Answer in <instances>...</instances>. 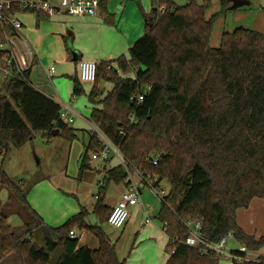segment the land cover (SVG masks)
<instances>
[{
  "label": "trees",
  "instance_id": "16d2710c",
  "mask_svg": "<svg viewBox=\"0 0 264 264\" xmlns=\"http://www.w3.org/2000/svg\"><path fill=\"white\" fill-rule=\"evenodd\" d=\"M209 7L210 0H188L185 6L156 0L150 14H144L145 33L129 49V57L99 63L88 96L93 105H102L93 109L91 122L120 150L127 167L106 172L93 213L101 224L108 223L113 209L105 204L108 187H128L130 173L157 178L156 186L168 182L171 190L157 216L169 237L167 264H220L216 254L186 245L189 222H200L201 235L211 242L232 232L249 250L264 249V237L247 234L237 222L239 210L264 199V35L238 28L223 34L220 46L213 48L214 23L231 11V2L221 0V12L211 19ZM6 34L13 32L0 23V43ZM8 58L9 53L0 50L1 66ZM131 72L134 79L122 77ZM28 74L27 80L3 83L0 157L32 143L40 132L48 142L55 137L77 139L61 117V105L35 89ZM72 80L74 94L83 96L81 80ZM103 82L113 89L101 100ZM102 149L92 132L81 171L91 169V153ZM0 184L32 217L25 232L17 235L7 216L0 215V263L13 254L19 264H52V255L59 252L55 264H125L104 230L88 223L87 210L50 228L30 205L23 183L14 182L3 165ZM36 230L43 232L41 247L32 240ZM76 231L90 233L98 248L82 246L79 236H71Z\"/></svg>",
  "mask_w": 264,
  "mask_h": 264
},
{
  "label": "rangeland",
  "instance_id": "374dc122",
  "mask_svg": "<svg viewBox=\"0 0 264 264\" xmlns=\"http://www.w3.org/2000/svg\"><path fill=\"white\" fill-rule=\"evenodd\" d=\"M110 1L112 2V0ZM173 1L177 6H185L188 2V0ZM130 3L136 4V8L142 12L144 30L143 34L140 35L141 38L146 28L145 16L143 15V4H140V0H130ZM153 6H155V4H153ZM144 7L147 11L150 10V2L147 1ZM221 10V0H210L207 18L211 19L214 15L219 14ZM234 12L235 11H229L216 19L213 27V35L211 37L212 47H219L223 34L232 33L236 28L240 27L241 24L245 23L243 19L238 18V16L235 17ZM128 54L129 50L126 55L122 56L129 57ZM117 57L120 56L118 55ZM1 67L0 65V92L3 91L2 85L3 82H5ZM122 77L134 79L135 73L131 72V74L123 75ZM86 86L90 87L91 85L86 84ZM108 89L111 90L112 86ZM87 98L88 97L85 96L79 98L80 103L76 106L82 109V115L91 120L92 110L95 105ZM71 110L74 121L77 122L80 116H76L74 108L71 107ZM79 119L81 120V118ZM69 125L72 128H78L76 127V125H78L77 123H69ZM92 128H94V124L87 123L86 127L82 129L83 131H79L80 134L78 139H75L73 142L67 141L63 137H55L51 142H48L43 133H37L32 143L27 144L21 149L11 148L6 155L1 156L0 165H3L6 173L14 182L19 184L23 183L22 189L28 196L29 202L35 208L37 207L36 209L39 207L41 216L48 227H60L81 209H85L89 212L87 216L88 223L93 226H100L109 236L112 243L117 247L120 260H128L131 257L130 253L134 249V242L131 238L126 239V237H124L125 229L122 228L118 230L108 223L101 224L93 213L94 207L98 203L100 187L104 183L106 168L113 169L118 166H123L127 170V167L120 158L111 154L107 162L91 159V169H86L84 172L81 171L82 159L86 152L85 144H87V135L92 131ZM130 175L133 176L134 181L137 180L135 178V173H130ZM146 180L149 182V179ZM124 187H126V185L123 183L119 185L112 183L109 185L108 193L105 196L107 205H113V201L115 202V199H117L119 190ZM160 189L164 190V196L168 195L171 190L168 182H162L160 184ZM143 192V195L141 194L140 203L142 202V204L150 208L148 216H145V219H149L152 227H159L161 223L157 219V216L162 206L161 197L156 195L146 183L144 184ZM251 206L250 211V208L241 211L242 214L243 212H248V215L241 217V214L239 216V221L244 220L243 222L246 223L245 226L248 227L250 231L253 230V234L255 233V229H257L258 232L256 236H258V238H261V236L264 237V199L255 200ZM76 207L79 209L76 210ZM0 215L7 216L8 223L17 235L22 234L25 231L26 224L32 221V217L25 207L13 197L9 189L1 184ZM85 235L91 236L87 231H79V236L83 237ZM32 240L38 247H41L43 245V232L41 230H36ZM237 246L236 242H230V248L236 249ZM261 251L264 253V250ZM59 255V252L52 255V264H55ZM0 264H19V262L15 255L11 254ZM220 264L233 263L226 258H221Z\"/></svg>",
  "mask_w": 264,
  "mask_h": 264
},
{
  "label": "crops",
  "instance_id": "0c3cea01",
  "mask_svg": "<svg viewBox=\"0 0 264 264\" xmlns=\"http://www.w3.org/2000/svg\"><path fill=\"white\" fill-rule=\"evenodd\" d=\"M147 1L151 4V9L148 11L144 7ZM229 1L231 2V12L235 11L234 16H238V18L243 19V22H245L238 28L250 29L264 35V0H240L247 2V4L236 9L232 8L234 0ZM129 3L130 0H112V2L105 0L104 9H101L96 17L55 15L45 17L44 19L35 14H21L19 16V19L23 23L21 35L27 40L35 54L33 65L28 74L29 82L35 89L53 99L61 107L64 104L74 108L76 116H80L79 118H81L80 120L77 117L78 121L75 122L73 120L72 122V124L77 123L78 125L76 127L78 128L71 127L76 131L77 139L80 134L79 131H83L82 129L86 127L87 123L91 124L92 122L82 115V109L76 105L80 103L79 98L90 95L94 83L81 82L85 94L77 97L74 94L72 78L77 77L80 79L78 66L80 61H91L97 64L103 61H116L122 55H126L127 51L139 40L138 38H140L144 30L142 12L136 8V4ZM140 4H143V15L150 14L154 7L153 4L156 6V0H140ZM111 21L112 23H109ZM213 48L217 47L213 46ZM73 53L77 54L78 62H73ZM116 54L120 57H117L118 55ZM51 67H55L56 72L52 78H49L48 73ZM1 70L4 80H6L2 67ZM86 84L91 86L87 87ZM111 86L113 89L111 83H101L100 89L103 93L101 100L112 91V89H108ZM93 109H102V105H95ZM91 133L92 131L87 135L86 149ZM122 162L124 163L123 160ZM109 170L106 168L105 172ZM133 173H135L137 180L134 181L133 176H131V182L138 184L140 182V176L136 172ZM127 188L126 186L119 190L117 199H115V202L113 201L112 206L107 205L106 199L105 204L110 208H114L121 200ZM143 193L142 190L141 194L143 195ZM255 200L257 199H254L251 205ZM30 205L37 213L39 212V216L43 219L39 207L36 209L37 207L35 208L31 203ZM77 209L79 208L76 207ZM242 210H239L237 213L238 225L247 234L249 233V235L258 238L256 236L257 229H255V233L253 234V230L250 231L245 226L246 223L243 222L244 220L239 221ZM148 211H150V208L142 204V202L130 210L129 220L123 229H125L124 237L126 239L131 238L134 242V249L130 253L131 257L128 260H124L125 264H167L170 258V254L166 252L169 237L161 224L159 227L155 226V228L150 225V222L146 223V219L148 218L145 219V216H148ZM244 215L247 216L248 212H243L241 217ZM76 235L79 236L78 231H76ZM92 237L86 235L83 237L79 236L80 244L93 250L97 249L98 243Z\"/></svg>",
  "mask_w": 264,
  "mask_h": 264
},
{
  "label": "built area",
  "instance_id": "2783aa9c",
  "mask_svg": "<svg viewBox=\"0 0 264 264\" xmlns=\"http://www.w3.org/2000/svg\"><path fill=\"white\" fill-rule=\"evenodd\" d=\"M101 2L102 0H0V23L13 32V35L6 34L5 41L0 43V50L9 53V58L2 66L5 78H20L27 80L26 74L30 71L35 59L33 49L21 35L23 29V23L19 19L21 14L96 17L100 12ZM78 66L81 82L95 83L98 64L91 61H80ZM55 72L56 68L51 67L48 77L52 78ZM142 100L143 97L139 96V101ZM61 117L67 123L73 122L74 117L70 106L63 105ZM92 132L98 135L103 149L99 153H91V159L107 162L110 155L114 154L124 161L120 150L108 139L98 126L94 125ZM153 164L156 165L157 162H153ZM136 173L138 174V172ZM129 181L130 185L126 192L123 194L119 203L112 209L108 217V224L118 230L124 228L127 224L131 208L140 203L141 193L145 183L151 187L156 195L161 197V202L165 197V192L160 189V185L156 186V183L159 182L157 178L149 179V182H147L146 179L140 176V182L136 185L131 182L130 175ZM149 222V219H146V223ZM187 226L189 228V236L185 241L186 245L200 248L203 254L214 253L220 258H226L232 263L237 264L264 263V253H262L261 250L252 251L246 246L238 244L232 232L228 233L220 241L211 242L201 235L202 225L200 222H189ZM71 236L77 238L75 232H72ZM231 241L237 243L238 246L236 249L230 248Z\"/></svg>",
  "mask_w": 264,
  "mask_h": 264
},
{
  "label": "water",
  "instance_id": "95a60500",
  "mask_svg": "<svg viewBox=\"0 0 264 264\" xmlns=\"http://www.w3.org/2000/svg\"><path fill=\"white\" fill-rule=\"evenodd\" d=\"M246 4H247V2H245V1L234 0L232 8L233 9L240 8ZM73 62H78V56L76 53H73Z\"/></svg>",
  "mask_w": 264,
  "mask_h": 264
}]
</instances>
